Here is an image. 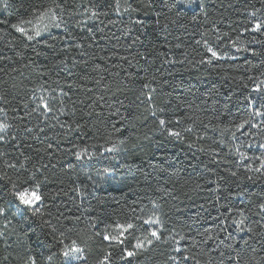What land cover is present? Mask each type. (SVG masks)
<instances>
[{"label":"trees","instance_id":"16d2710c","mask_svg":"<svg viewBox=\"0 0 264 264\" xmlns=\"http://www.w3.org/2000/svg\"><path fill=\"white\" fill-rule=\"evenodd\" d=\"M4 2L0 0V69H3L0 72V96L7 103L0 106H6L7 113H0V119L34 129L27 139L24 134L20 135V140L31 146L25 150V155L33 157L32 163L49 165L45 175L50 180L45 191L60 186L67 193L47 201L46 211L51 212V217L45 215L44 219H52L57 227L73 229L70 238L79 237L84 241L86 264H93L107 248V242L100 237H87L106 226H110L109 234H115L117 224L131 222L134 229L125 234L124 244L131 248L136 238L152 227L144 221L155 219L154 213L165 222L166 235L176 232L190 238L182 242L183 247L192 248L191 238L199 241L201 233L213 236L219 233V238L208 245H195V248L203 247L204 251L211 250L217 264L221 261L220 252L225 253L224 264L229 260L232 264H252V257L257 264H264V243L251 233L237 231L232 220L239 217L229 211L245 209L249 213L246 225L257 231H260L257 225L264 223L256 208L264 195V178L240 180L229 172L238 171L239 176H243L248 163H257L241 160L237 148L248 157L264 155V149L259 148L264 143V124L252 129L245 126L240 131L234 127L248 118L251 111L244 102L246 95H255L251 92L254 80L249 81L248 77L255 79L264 72V32L242 31L251 28L249 13L261 8L260 0H204L203 10L195 5L190 9L188 5L172 0L175 7L171 11L163 6L170 0H151L152 7L148 6L149 0H128L132 7L140 8L139 12L131 13H116L113 10L115 0H63L74 14L67 30L52 28L36 41L22 40L11 24L33 20V8L46 7L54 0H7L8 7H4ZM121 4L126 6L124 0ZM92 7L107 11L109 15L88 20L86 27H77L76 20L86 19L80 13ZM177 14L184 19L169 24L166 29L156 27L157 18L164 21L165 17L174 18ZM192 15L198 16L196 22L187 19ZM262 15L264 13H257L258 17ZM65 19H68L67 13ZM137 19L143 24H136ZM66 31L76 38L75 41L61 39ZM136 37L140 42L130 46ZM237 37L239 42L233 46L231 41H236ZM204 40L220 54L221 58L214 59L212 64L198 62L210 55L203 43H196ZM45 41L53 47H48ZM76 43L84 44L85 48L77 49ZM88 44L92 47H87ZM245 46L261 54L244 51ZM149 50H152L149 58L154 62L148 64L141 60L143 67L118 59L120 56L131 58ZM18 52L22 55L17 56ZM113 52L117 55L104 58ZM159 52L165 55L158 56L156 53ZM96 65H100L99 70H95ZM257 65L259 67H253ZM13 68L16 71H10ZM128 73H132V78ZM153 76L155 80L151 79ZM145 84H148L147 88ZM152 89L155 91L149 101L147 96ZM33 90L37 97L50 94L55 97L50 99V106L59 116V124L54 120L45 122L36 113L25 114L38 103L32 98ZM100 96L104 99L97 101ZM93 101H96L94 111L88 106ZM107 105L114 107L109 109ZM116 107L119 113L115 112ZM60 111L65 114L61 116ZM88 112L92 115H87ZM121 117H127L130 123H125ZM160 119L169 122L167 128L181 132L182 138L170 136L159 124ZM261 119L257 117L254 122L259 123ZM77 124L82 127L77 129ZM39 128L44 132L37 135ZM189 128L192 130L185 131ZM17 131L12 129L13 133ZM245 131L254 135H242ZM125 137L127 143L118 153L97 154L91 159L80 160L68 154L74 144L89 146L90 153L104 152L105 147L111 146L105 141L114 142ZM48 144L53 145L52 157L34 151ZM91 145H96V149ZM0 150L9 153L8 159L17 156L15 145ZM69 163L73 166L70 171ZM2 164L3 159H0ZM62 168L65 171H61ZM14 171L9 170V175ZM4 183L0 181V184ZM77 187L86 195L70 191ZM237 191L248 193L250 198L235 195ZM7 200L6 190L0 192V202ZM9 207V230L15 228L20 238L12 236L9 242L13 246L8 249L0 240V264H20V258L28 248L30 254H38V260H42L51 247L50 238L46 236L49 229L44 228L41 232L39 219L26 221L13 215L15 208ZM61 213L79 216L80 220L75 223L61 216L57 222L56 217ZM3 227L4 221L0 218V228ZM25 233L27 240L23 239ZM225 243H232L234 251L224 249ZM169 254L167 248L161 247L150 257L143 254L132 264H163ZM5 256L9 257L7 261L3 260ZM204 259L207 260V256Z\"/></svg>","mask_w":264,"mask_h":264},{"label":"snow or ice","instance_id":"6c2138e0","mask_svg":"<svg viewBox=\"0 0 264 264\" xmlns=\"http://www.w3.org/2000/svg\"><path fill=\"white\" fill-rule=\"evenodd\" d=\"M176 2L180 4H186L191 9L193 5L198 6L201 10L204 9V0H176ZM261 8L254 9L249 13V21L251 24V28H243L242 31H251V32H264V15L258 17L257 13H264V0H260ZM124 4L126 6L122 7L121 0H115L114 11L116 13H131V12H139L140 8L132 7L128 0H124ZM7 0L4 2V7H8ZM23 5H21L22 7ZM149 7H152L151 0H149ZM164 7H167L169 11H171L175 7V3L170 0L168 4H164ZM67 13L68 19H65V14ZM31 15L33 20L36 21L33 24V20H20L18 23L11 24V27L15 29L18 33L21 34L22 40L26 41H36L38 37H41L42 33L49 32L52 28H65L67 30L68 25L73 19L74 14L71 12L70 8L61 0V2H54L46 7L33 8L31 10ZM80 15L86 17V19L76 20L77 27H86L88 20H98L101 16H108L109 13L107 11L101 12L97 8H85ZM184 19L179 14H177L174 18L165 17L164 21H161L159 18L155 20V25L158 28H168L169 24H177L179 20ZM192 22H196L198 20L197 15H192L187 18ZM109 23H114L113 21H109ZM136 24H143L142 20L137 19L135 21ZM24 25H32L31 27H25ZM183 27V25H180ZM91 31V29H88ZM102 31V29H101ZM127 35V33H125ZM227 36V33H224ZM219 39V37H217ZM61 39L75 41V37L66 31V35L61 37ZM140 42V38L136 37L131 41L130 46L136 45ZM239 42V37H237L236 41H231L233 46ZM47 44V42L45 41ZM197 44L203 43L204 48L207 53L210 55L205 56L204 59L199 60L200 64L208 63L212 64L214 59H220V54L218 51L213 48L207 40L204 41H196ZM259 43V42H258ZM48 47H53L52 44H47ZM75 47L77 49H84L85 45L82 43H76ZM87 47L91 48L92 44H88ZM176 47H180V45H176ZM244 51H252L254 55H260L261 53L256 52L254 49H249L248 47H244ZM158 56L163 57L165 54L163 52L156 53ZM22 53H17V56H21ZM115 52L109 54L104 57L105 59H111L116 56ZM152 55V50L148 52H139L137 56H133L131 58L127 56H120L118 59L123 61L129 65L135 64L138 67H143L140 63L143 60L145 63H153L149 57ZM2 58V57H0ZM7 59H11L8 57ZM61 64L64 61H60ZM24 67H27L25 65ZM253 67H259L253 66ZM100 65H96L95 70H99ZM3 69H0L2 72ZM10 71H16V69H11ZM119 73H117L118 75ZM128 77L132 78V73H128ZM264 72L260 73V76L255 79L251 76L248 77L249 81H253L251 92L255 93V95L249 94L244 97V102L248 108L251 109L249 112L248 118L241 120L238 124H235L234 127L236 131H240L245 129V126H248L249 129L252 128H260L262 124H264ZM155 80V76L151 78ZM242 79V78H241ZM99 84L100 81H97ZM108 85H105L107 88ZM145 88L148 87V84L144 85ZM245 88L248 87L247 84L244 85ZM41 90H43V86H41ZM155 89H152L147 96V99L151 101L152 92ZM144 95V93H141ZM32 98L34 100H38L35 107L31 109V112H26V115H31L32 113L38 114L40 118H42L45 122L49 120H54L56 123H60L59 116H57L54 112V109L50 106V99H55L51 94L48 97L41 95L39 97L36 96L35 90H33ZM104 97L100 96L97 98V101L103 100ZM140 99V97H137ZM7 101L3 96H0V104L6 105ZM62 103V101H61ZM83 103V101H81ZM92 110H95L96 101L88 105ZM25 109L28 108V105H24ZM109 109H112L114 105H107ZM73 109V114H74ZM119 108H115V112L119 113ZM0 113H7L6 106H0ZM63 111H60V115H64ZM87 115H92V112L86 113ZM152 115L155 116L156 112L153 111ZM257 117L262 118L259 123L254 122ZM23 120V117L20 118ZM125 123H130L127 117H121ZM169 122H166L164 119L159 120V124L162 127H165L168 134L170 136L176 137L177 139L182 138L181 132L175 131L172 128H167L166 125ZM61 127H64L61 124ZM71 128V125L68 126ZM82 125L77 124L76 128H81ZM16 128L18 131L16 133L12 132V129ZM192 129H185V131H191ZM34 129L32 127L24 126L20 123H10L6 119L0 120V148H8L15 145L17 147V156L15 159H8L9 153L6 150H0V159H3V164L0 165V181H4L6 183L0 184V192L6 190L8 200L5 202H0V218L4 221V227L0 228V240L3 241L5 248H12L13 244L10 243V238L12 236H17L19 240V233L12 228L9 230V226L11 225V220H9L8 213L11 210L9 205L15 208V212L13 215L19 216L22 219L30 220L32 218H37L40 221L41 232H43L44 228L49 229L46 233V236L50 238L51 247L48 249V255L43 257L42 260H38V254H30L31 249L28 248L25 250V255L20 258V264H86V258L84 256L85 247L82 246L84 244L83 240H80L79 237L77 239H71L70 233L73 232L72 228L67 227H57L53 224L52 219H44L45 215L51 217V212H47L48 208L47 201L55 200V198L59 196H66L67 193L64 191L63 187L57 186L50 191H45L44 189L48 186V182L50 177L45 175V172L48 170V164H39L32 163L33 157L30 155H25V150L31 148L30 145L24 144L23 141L20 140V135L24 134L25 139L29 136H32ZM44 129L39 128L37 130V135L39 133H43ZM254 133H250L249 131L242 132V135H250ZM35 138V137H33ZM233 138H235V132H233ZM127 137L124 139H120L117 141H105V143H110V147H105L104 152L93 151L89 152V146L80 145H72L71 149L68 150V154L74 156L77 160L92 157L99 154L103 156L104 153H118L121 149V146L127 143ZM93 149H96V145H91ZM251 147V145H249ZM53 148L52 144H48L47 147L37 148L34 151L36 153H47L49 157H52L53 153L50 151ZM259 148L264 149V143L259 145ZM24 149V150H20ZM203 151V149H201ZM236 153L239 155L241 160H254L257 163L254 165L252 163H248L245 168V175L239 176L238 171H231L230 175L232 177H238L240 180H261L264 178V155L256 156V157H248L243 152H240V149H236ZM213 155H216L213 150ZM22 158V159H21ZM113 159H118L117 156H113ZM227 163V161H225ZM30 165V166H29ZM55 167V165H52ZM73 166L69 163L68 170H72ZM9 170H15L13 175H9ZM61 171H65L63 168ZM211 171V170H210ZM251 173V174H249ZM106 171V175H107ZM178 174V173H175ZM89 180L92 178L89 176ZM223 179V178H221ZM95 184V181H92ZM197 188L200 187L199 184L196 185ZM239 188V185H237ZM219 186H217V190ZM73 192H79L81 196H85L86 193L80 188L70 189ZM231 195V193H230ZM237 196H242L246 198H250V195L244 191H237L235 193ZM256 208L259 211L260 217L264 220V195H261L260 202L256 205ZM230 212L235 213L239 219H233L232 223L236 227L239 232L251 233L252 237H259L260 241L264 243V223H259L257 227L260 231H257L256 228L247 226L246 221L249 219V213L245 211L243 208L230 209ZM30 213V216L27 214ZM61 216L63 214H59L56 217L57 222H59ZM155 219L149 218L145 220L144 223L148 225H152L144 235L136 238V243L131 246V248L124 246L126 236L125 234L129 232V230L134 229V224L129 222L127 224H117L114 229L115 234H109L108 227L101 230L100 232L93 233L92 236L87 237V239H92L93 237H100L102 241L107 242V248L104 250V254L97 260L93 262V264H132L133 260L139 259L143 254H148L149 257L151 254L155 253L159 248L164 247L169 251V255H167L166 260L163 264H217L216 260L210 254V251H204V248H195V245L199 243L201 246H206L210 241L219 238V233L216 236L206 235L204 233L199 234L200 240L196 241L195 238H191L193 242V247H183L182 242H187L190 238L180 233L172 232L168 233V229L165 226V222L154 213ZM64 220H68L71 222L78 223L80 220L79 216H63ZM136 219H142L141 217H136ZM225 219H229V217H225ZM95 227V224L92 225ZM221 231H224L221 228ZM40 238L39 236L37 237ZM24 240H27V233L23 236ZM14 241L15 242H18ZM217 249H219L220 245L218 244ZM224 249H230L234 251L232 243L223 244ZM107 249H112L111 251ZM10 255V253H9ZM221 256L220 264H224L225 253L220 252ZM239 253H236V256L239 257ZM207 256V260L204 257ZM9 259L8 256L3 258L4 261ZM252 264H257L255 261V257L251 258ZM228 264H232L231 260L228 261Z\"/></svg>","mask_w":264,"mask_h":264},{"label":"rangeland","instance_id":"374dc122","mask_svg":"<svg viewBox=\"0 0 264 264\" xmlns=\"http://www.w3.org/2000/svg\"><path fill=\"white\" fill-rule=\"evenodd\" d=\"M36 23V21L34 20L33 21V24H35ZM25 27H31L32 25H24ZM1 120V119H0ZM153 227V226H152Z\"/></svg>","mask_w":264,"mask_h":264}]
</instances>
